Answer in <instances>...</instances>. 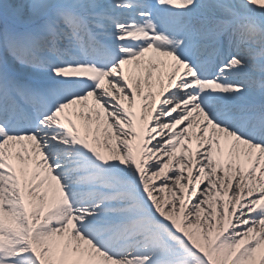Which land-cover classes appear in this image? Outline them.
I'll list each match as a JSON object with an SVG mask.
<instances>
[{
	"label": "snow or ice",
	"instance_id": "6c2138e0",
	"mask_svg": "<svg viewBox=\"0 0 264 264\" xmlns=\"http://www.w3.org/2000/svg\"><path fill=\"white\" fill-rule=\"evenodd\" d=\"M0 264H264V0H0Z\"/></svg>",
	"mask_w": 264,
	"mask_h": 264
}]
</instances>
